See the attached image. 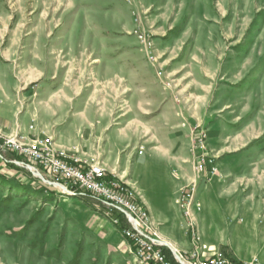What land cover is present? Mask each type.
Masks as SVG:
<instances>
[{
  "label": "crops",
  "instance_id": "0c3cea01",
  "mask_svg": "<svg viewBox=\"0 0 264 264\" xmlns=\"http://www.w3.org/2000/svg\"><path fill=\"white\" fill-rule=\"evenodd\" d=\"M67 1L62 12L74 9L75 0ZM132 3L133 26L123 25V31L132 38L137 26L150 33L163 78H157V67L146 61L136 38V49L123 48L116 65L115 54L109 52L104 61L103 54L45 49L48 43H41V35L49 39L52 31L61 27L60 20L38 23L40 33L36 36L27 33L22 38L0 40V131L29 138L45 136L53 141L54 150L100 164L108 176L133 188L157 236L177 250L176 238L168 237V231L177 229L176 193L193 177L188 151L193 127L206 129L209 148L218 154L220 167L226 163V138L245 144L240 155L247 160L258 154L254 144L262 134L255 129L256 120L245 122L238 117L239 123L227 121L229 102L241 99L242 88L251 81H226L220 64L240 62L220 59L219 64V56L208 42L213 29L206 25L200 32L186 29L184 15L169 14L167 8L161 11L168 0L158 5H144L141 0ZM47 28L51 31L46 34ZM253 102L252 98L247 116L258 109L253 110ZM16 157L0 151L3 191L13 190L20 198L17 214L24 215L23 225L32 219L38 229L46 225L40 236L44 253L58 248L68 254L69 264H135L128 243L111 223L118 212L106 216L108 208L102 200L85 192L63 195L48 184L52 183L48 173L37 169L41 177L36 180L25 168L15 166L13 161L23 160ZM142 174L150 177V197L140 186ZM50 259L51 264H57L55 256Z\"/></svg>",
  "mask_w": 264,
  "mask_h": 264
},
{
  "label": "rangeland",
  "instance_id": "374dc122",
  "mask_svg": "<svg viewBox=\"0 0 264 264\" xmlns=\"http://www.w3.org/2000/svg\"><path fill=\"white\" fill-rule=\"evenodd\" d=\"M131 1L75 0L73 10L62 12L60 9L63 5L69 4L67 0H0V40L9 39L11 36L15 39L22 38L27 33L31 37L36 36L40 33L37 32L38 23L46 25L60 20L61 27L54 29L49 39L45 40L41 35V43H48L45 49H55L64 54H103L104 61L107 60L104 54L109 52L115 54L113 59L116 65H119L122 49L133 51L137 46L136 39L127 37L123 31V25L133 26L134 5ZM141 1L144 5H158L161 0ZM168 2L161 11L167 8L165 12L169 14L173 12L174 15H184L186 29L200 32L204 25L213 29L215 33L208 42L214 47L213 53L219 56V64L220 59L226 61L235 58L236 62H240L233 65L220 64V68L225 69L224 78L230 84L239 83L243 78L251 81L250 87L247 84L242 88L241 99L236 97L229 102L230 113L227 121L230 124L239 123L238 117H243L242 121L245 122L256 120L255 129L257 133L259 131L262 134L254 144L258 154L249 156L247 160L240 155L245 144L232 143L233 139L226 138L224 167L217 164L218 154L209 148L207 142L209 152L217 157V174L210 178H196L192 174L191 181L182 185L175 200L179 199L181 190L187 191V185L196 180L194 202L199 204L200 209L193 210V213L203 252L237 261L256 259L264 262V0ZM189 7L193 12H187ZM5 26L8 28L6 32ZM44 31L47 34L51 29ZM46 71H50V65L46 66ZM251 97L254 100L253 110L258 109L247 116ZM233 130L237 132L238 128L234 127ZM190 148L191 142L188 151L192 160ZM3 156L11 158L7 154ZM19 163L28 162L22 160ZM25 170L33 176L26 168ZM149 179L148 174H142L139 179L146 197L151 194ZM3 184L0 177V264H51L50 258L54 256L57 264H69L71 260L68 254L60 252L58 248L53 252L44 253L40 236L43 230L47 229L46 225L43 228L42 224L38 229L33 219L23 225L21 220L24 215L17 214L20 211V198L15 196L13 190L4 192ZM2 196L8 200H4ZM10 199L13 201H9ZM9 204L11 207L8 208ZM175 206L178 209L175 215L177 229L168 231V237L176 238L177 250L161 240L157 233L154 238L162 241L163 248L168 252L170 250L166 245L186 260L193 248L192 241L183 210L176 204ZM118 219L120 224L124 225L122 217L119 216Z\"/></svg>",
  "mask_w": 264,
  "mask_h": 264
},
{
  "label": "built area",
  "instance_id": "2783aa9c",
  "mask_svg": "<svg viewBox=\"0 0 264 264\" xmlns=\"http://www.w3.org/2000/svg\"><path fill=\"white\" fill-rule=\"evenodd\" d=\"M134 22L138 24V19ZM132 35L137 39L139 46L145 52L146 61L157 67L156 76L163 78V71L160 68V59L153 51V37L150 33L144 32L137 26ZM170 87V82H164ZM33 130L32 127H29ZM207 131L200 125L193 127L191 133L192 172L194 177L210 178L217 174V157L208 150ZM0 151L11 152L23 159L30 166L31 171L37 168L44 170L56 184L63 195L70 197L77 196L81 192L97 197L107 206L106 216L110 217L118 212L122 217L124 225L120 224L119 216H112L111 223L130 247L129 253L135 264H172L162 251L164 243L156 235V229L148 211L139 201V196L126 182L115 177H108L107 171L100 164L66 156L54 150L53 141L45 136L29 138L25 135H4L0 131ZM142 148L138 150L141 154ZM17 166L22 163L13 161ZM196 180L187 185V191L181 190L179 199L175 204L183 210L187 221L189 237L193 248L189 251L188 258L183 260L186 264H264L259 260L236 261L217 254H205L200 246L201 237L196 230L193 210H199V204L194 202ZM199 244V245H198Z\"/></svg>",
  "mask_w": 264,
  "mask_h": 264
},
{
  "label": "water",
  "instance_id": "95a60500",
  "mask_svg": "<svg viewBox=\"0 0 264 264\" xmlns=\"http://www.w3.org/2000/svg\"><path fill=\"white\" fill-rule=\"evenodd\" d=\"M22 166H24L28 171H30L33 174V176H35L36 178L37 177H41L39 172H37V171H31L30 170V166L28 164L22 163L21 164V167ZM48 184L54 185V186L58 187L53 182L52 183H48ZM166 247L170 250V252H172L173 257H174V260L176 261L177 264H186L185 262L183 263V261L181 260L180 256L176 252H174V250L170 246L166 245Z\"/></svg>",
  "mask_w": 264,
  "mask_h": 264
},
{
  "label": "trees",
  "instance_id": "16d2710c",
  "mask_svg": "<svg viewBox=\"0 0 264 264\" xmlns=\"http://www.w3.org/2000/svg\"><path fill=\"white\" fill-rule=\"evenodd\" d=\"M17 158H19V157H17ZM17 160H19V159H17ZM162 251L165 253L167 259L170 260L172 264H176V262L174 261V259L172 257L171 252H168V250L165 248H163Z\"/></svg>",
  "mask_w": 264,
  "mask_h": 264
}]
</instances>
